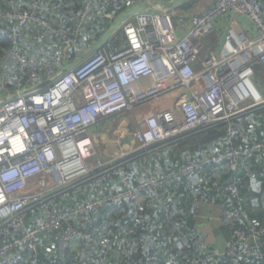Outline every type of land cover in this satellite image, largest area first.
I'll use <instances>...</instances> for the list:
<instances>
[{
  "label": "built area",
  "instance_id": "2783aa9c",
  "mask_svg": "<svg viewBox=\"0 0 264 264\" xmlns=\"http://www.w3.org/2000/svg\"><path fill=\"white\" fill-rule=\"evenodd\" d=\"M140 1L143 0H101L119 14ZM61 6V1L53 2L47 10H59ZM92 7L93 1L89 0L73 12L76 26L69 34L42 20L34 11L0 12L3 18L17 24L14 31L0 30L11 42L10 57L18 65L15 82L19 87L15 93L41 82L42 74L30 50L21 42L18 29L30 21L40 22L52 33L63 36L67 53L73 54ZM218 29H223L220 43L204 55L205 38ZM121 30L124 46L110 39L48 89L19 95L8 102H3L0 95V264L17 263L29 252L35 253L37 239L53 231H59L58 244L63 248L71 240L89 238V230L101 218V209L138 202L151 191L159 197L157 188L161 182L175 183L203 167L225 163L233 167L235 179L229 189L242 204L239 171H251L254 154L264 156V140L241 149L235 147L237 140L250 136L246 114L264 106V95L253 79L255 62L264 66V0H213L207 9L191 14L161 8L140 13ZM2 84L9 81L0 75ZM170 91L175 96L172 107L160 109L141 122L137 119L132 142L147 146L198 126L226 124L224 150L203 164L184 153V166L160 181L150 178L114 195L112 200L99 197L61 209L55 198L69 189L112 180L115 174L129 178L126 168L131 160L116 162L118 158L100 156L94 128L108 129L105 122L111 118L133 112ZM200 190L201 185L197 188ZM240 212L226 209L223 222L234 227ZM247 222V229L226 242L225 251L207 254L204 262L217 256L251 260L262 257L264 227L248 218ZM180 233L188 240V246L200 242L194 233ZM126 242L127 238L120 241L118 264H140L127 257ZM100 246L98 264H105L111 245L102 240Z\"/></svg>",
  "mask_w": 264,
  "mask_h": 264
},
{
  "label": "trees",
  "instance_id": "16d2710c",
  "mask_svg": "<svg viewBox=\"0 0 264 264\" xmlns=\"http://www.w3.org/2000/svg\"><path fill=\"white\" fill-rule=\"evenodd\" d=\"M59 1L62 2L59 10H47L53 2ZM88 1L0 0V12L19 9L34 11L42 20L69 34L76 26L73 12L82 8ZM92 1L91 15L79 32L73 54L67 53L63 36L58 32L52 33L50 28L40 22L30 21L25 27L18 29L21 42L28 50L34 49V60L42 69L40 81L53 76L63 67V61L64 64L70 62L83 49L97 41L118 16L119 12L103 5L101 0ZM200 1L188 3L175 12L193 13V6ZM67 23L68 28L65 26ZM16 29L14 20L0 15V30L3 33ZM38 34L47 36L51 39L50 42L40 47L29 39L31 35L35 38ZM112 39L121 46L125 45L122 30ZM11 48V42L4 34H0V75L9 81L7 85H0L1 97L13 94L19 87L15 82L18 65L16 60L10 57ZM254 68V78L264 75V66L259 61L255 62ZM120 120L113 124L120 125ZM245 121L250 136L235 142L238 149L264 140V106L248 112ZM111 127L112 125H108L109 129ZM226 135V124L203 125L162 142L147 146L141 144L140 149L116 161L131 160V164L126 168L128 180L121 174H115L112 180H99L90 186L80 184L59 194L55 203L65 209L99 197L112 200L114 195L136 187L150 178L160 181L162 177L177 172L185 164L181 159L184 153L190 154L197 163L203 164L224 150ZM250 164L251 171L245 168L239 171L242 178L241 205L238 204V197L229 189L235 179V169L228 163L203 167L191 175L182 176L175 183L161 182L157 188L159 197H155V192L151 191L138 202L127 201L121 206H107L101 209V218L89 230V238L79 237L76 242L71 240L65 248L58 244L59 251L56 254H47L48 260L44 248L46 243L49 244V239L58 243L59 231L41 235L35 244L36 252H29L22 261L13 264H66L67 261L73 264H98L102 240H108L111 245L110 258L105 264H118L117 251L121 249L120 241L123 238H127V257L139 261L140 264H264V250L263 256L255 260L224 256L210 257L205 262L203 260L215 250L225 251L226 242L234 238L239 231L249 227L247 218L257 226L264 227V156L254 154ZM199 185L201 190L197 191ZM75 194L79 198L76 202H66L62 198L73 197ZM226 209L241 211V217L234 227L222 220ZM34 215L36 216V213ZM209 224H213L212 231L217 238L215 244H209L210 238L202 233L203 227ZM74 225L78 226L75 223ZM180 231L194 233L200 238V242L188 246V240ZM33 254L36 258H33Z\"/></svg>",
  "mask_w": 264,
  "mask_h": 264
},
{
  "label": "rangeland",
  "instance_id": "374dc122",
  "mask_svg": "<svg viewBox=\"0 0 264 264\" xmlns=\"http://www.w3.org/2000/svg\"><path fill=\"white\" fill-rule=\"evenodd\" d=\"M203 8V4H198L196 6V10L192 11V12H197L200 11ZM187 13H191V12H187ZM240 22H242V20H240ZM222 29H218L214 34L209 35L205 38L204 42L205 45L207 46V48H211L213 47V45H217L218 42L220 41L221 37H222ZM42 40L44 41L43 43H48L50 42V40H47V37H45V35H42ZM116 39V38H115ZM217 43V44H216ZM39 46V45H38ZM42 46V45H41ZM45 46V45H43ZM31 53H34V49L30 48ZM205 53V52H204ZM33 55V54H32ZM254 82L256 83L257 87L259 88V90L262 92V94L264 95V75L261 74L259 75V77L254 78ZM174 91H170L166 94H163L161 96L152 98L151 100L147 101L145 104L135 108L133 110V112L130 113V116H128L131 119H127V121H133L132 123L135 124V126H138L136 122L137 119L140 120H144L145 119V113L146 112H150L153 110H158L161 109L165 106H167L173 99H174V95H173ZM120 120V119H118ZM125 120V121H123ZM122 122V125L118 124V125H114L113 121L111 122L110 120H108L105 124L107 125H114L115 129L111 130L110 132H105L106 134L101 136V135H97L95 133V137H96V141H97V149H98V153L100 156L104 157V158H108V156L110 158H118V159H122L124 155H127L131 152H135L138 149H140V143H136L134 144L132 147H126L123 146L121 144H119L120 142L118 141L120 139L121 136H128V132H127V121H126V116H123L120 120ZM138 121V120H137ZM141 122V121H140ZM136 131V129L133 131V133ZM133 135V134H132ZM105 136V137H104ZM103 137V138H102ZM125 139V138H124ZM142 148V147H141ZM86 176V175H85ZM84 177V176H83ZM80 182V181H79ZM76 195V194H75ZM78 197L76 196H71V197H64L63 200L64 201H69V202H76L78 201ZM210 236V240H212V242H214V239L216 238L214 236V234L212 233H208ZM49 239V238H48ZM77 240H72V242H76ZM49 244L46 243L45 246V256L47 257L48 260V255L49 253H54L56 254L59 249H58V243L54 242V240H50L49 239ZM77 244V243H75ZM66 264H73L71 261H67L65 262Z\"/></svg>",
  "mask_w": 264,
  "mask_h": 264
},
{
  "label": "water",
  "instance_id": "95a60500",
  "mask_svg": "<svg viewBox=\"0 0 264 264\" xmlns=\"http://www.w3.org/2000/svg\"><path fill=\"white\" fill-rule=\"evenodd\" d=\"M197 0H143L140 1L129 8L122 11L115 18L112 25L108 30L101 36L97 41L93 42L85 49H83L77 56H75L70 62L64 64V66L59 69L53 76L39 82L38 84L22 90L19 93H14L11 96L5 97L3 102H8L12 99L18 98L19 95H27L32 92L46 90L51 87L56 81H58L65 74L79 66L86 59L92 56L100 48H102L110 39H112L118 32L121 31L122 27L128 23L130 20L135 18L140 13L158 11L161 8L169 10H178L180 7L192 3Z\"/></svg>",
  "mask_w": 264,
  "mask_h": 264
},
{
  "label": "crops",
  "instance_id": "0c3cea01",
  "mask_svg": "<svg viewBox=\"0 0 264 264\" xmlns=\"http://www.w3.org/2000/svg\"><path fill=\"white\" fill-rule=\"evenodd\" d=\"M195 2V1H194ZM203 4V8L200 10V11H197V12H201V11H203V10H205V9H207L209 6H211L212 5V3H213V0H201L200 1V3H198V4ZM197 3L193 6L194 8H193V10L192 11H194V10H196V6L198 5ZM193 13H196V12H193ZM187 14H191V13H187ZM68 24L69 23H67L65 26L68 28ZM222 31H223V29H222ZM223 33V32H222ZM42 35H40V34H38V36H36L35 38H34V36L33 35H31L30 37H29V39L30 40H32L35 44H38V45H40V47H42L43 45H46V43H43L44 41L42 40ZM45 37H47V36H45ZM47 40H48V37H47ZM221 40V39H220ZM220 43V41L218 42V44ZM217 44V43H216ZM218 44L217 45H213V47H211V48H207V46H206V50H205V53H204V55H206V53H208L209 51H211V50H214L217 46H218ZM42 45V46H41ZM32 54V53H31ZM32 58L34 59V57H33V55H32ZM66 64V63H65ZM63 66H64V61H63ZM18 67V66H17ZM49 78V77H48ZM47 79V78H46ZM45 80V79H44ZM43 81V80H42ZM15 93V92H14ZM13 93V94H14ZM12 94H10V95H7V96H5V97H8V96H11ZM174 95V94H173ZM5 97H2V98H5ZM174 98H175V96H174ZM174 100V99H173ZM173 100L167 105V106H165V107H163V108H161V109H164V108H168V107H172V102H173ZM160 109H158L157 111H159ZM156 110H153V111H150V112H146L145 113V116H148V115H150V114H154V113H156L157 112ZM130 113L131 112H129L127 115H126V121H127V119H131V118H129L128 116H130ZM178 117H179V119H180V121L182 122V115L181 114H179L178 115ZM122 118V116L121 117H116V118H111L110 120L111 121H113V122H115L116 120H118V119H121ZM123 121H125V120H123ZM139 121H143V120H139ZM133 121L131 120L130 122L129 121H127V132L129 133L128 134V136H121L120 137V139L118 140L120 143L119 144H121V145H123V146H126V147H132L133 145H134V143L132 142V134H133V131L136 129L137 130V127L138 126H135V124H133L132 123ZM134 122H136L137 123V120L136 121H134ZM117 124V123H116ZM116 124H114V125H116ZM121 125H122V122L120 123ZM114 125H112V127L109 129H103V126L101 127V126H97L96 128H94V132L96 131V134L98 135H101V136H103V135H105L106 133L105 132H110L111 130H113V129H115V126ZM106 126H107V124H106ZM108 127V126H107ZM105 137V136H104ZM103 138V137H102ZM125 138V139H124ZM108 158H109V156H108ZM62 198H64V197H62ZM213 224H209V225H207V226H204L203 227V230H202V233H204V234H207L208 235V237L210 236L208 233L210 232L211 234L213 233V231H212V226ZM215 236V235H214ZM210 238V237H209ZM216 241H217V238H215L214 239V242H212V240H210V242H209V244H215L216 243ZM222 244H224V241H223V243ZM217 245V244H216ZM224 249V248H223ZM223 249H221V250H223Z\"/></svg>",
  "mask_w": 264,
  "mask_h": 264
},
{
  "label": "bare ground",
  "instance_id": "6f19581e",
  "mask_svg": "<svg viewBox=\"0 0 264 264\" xmlns=\"http://www.w3.org/2000/svg\"><path fill=\"white\" fill-rule=\"evenodd\" d=\"M256 95V94H255Z\"/></svg>",
  "mask_w": 264,
  "mask_h": 264
}]
</instances>
